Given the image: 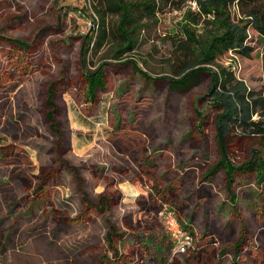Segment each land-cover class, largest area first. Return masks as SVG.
Masks as SVG:
<instances>
[{
    "label": "rangeland",
    "instance_id": "374dc122",
    "mask_svg": "<svg viewBox=\"0 0 264 264\" xmlns=\"http://www.w3.org/2000/svg\"><path fill=\"white\" fill-rule=\"evenodd\" d=\"M155 2V18L140 13L132 51L117 59L110 40L91 45L86 68L108 63L92 105L82 83L96 17L88 0H0V143L13 147H0V264H264V189L239 176L233 207L224 173L204 178L219 161L210 78L184 90L157 78L196 62L182 24L197 1ZM247 44L250 57L228 51L217 63L264 95V39L253 27ZM253 150L264 159V137H236L230 155L240 165ZM29 167L48 173L42 189L23 182ZM169 214L191 227L199 252L175 255Z\"/></svg>",
    "mask_w": 264,
    "mask_h": 264
},
{
    "label": "trees",
    "instance_id": "16d2710c",
    "mask_svg": "<svg viewBox=\"0 0 264 264\" xmlns=\"http://www.w3.org/2000/svg\"><path fill=\"white\" fill-rule=\"evenodd\" d=\"M198 10H189L184 16L182 30L184 35L194 44L196 62L185 64L183 69L176 73L177 77L162 76L160 80H166L171 90H184L190 85L200 81L203 75L210 78L208 93L212 105L216 108L217 116L216 142L219 153V161L211 167L204 178L212 179L216 172L222 171L226 179V190L231 199L233 207L237 205V195L234 190L239 176L251 175L255 185L264 189V159L259 150H253L250 159L237 165L230 155V147L236 137L262 136L264 137V95L249 89L244 81L239 80L235 73L229 68L217 63L218 58L228 51L250 57L253 47L247 44L249 28L253 27L264 39V0H196ZM91 10L96 14L93 19V27L90 33L84 36L87 41V50L82 51V83L83 94L89 103L97 104L99 91H105L108 82L104 67L108 63L101 64L90 70L86 68V58L90 47L100 46L110 40L117 49L115 56L120 59L124 54L135 47V34L142 28L140 13L145 16L156 17L158 6L155 0H88ZM238 9V18L234 17L233 8ZM197 16V19H192ZM108 17H116L115 25L106 24ZM202 26L203 31H196V26ZM199 35H197V33ZM16 46L28 47L29 43L8 39ZM88 52V53H87ZM135 71L140 72L146 81L152 79L150 75L141 71L135 61H131ZM49 104L52 92L49 93ZM259 114L260 120H253V116ZM199 116H202L199 113ZM48 118L54 122L53 113ZM245 138V137H244ZM235 209V208H234ZM185 226V225H184ZM185 229L192 233L191 227ZM111 234H117L115 227L111 228ZM243 236L236 244V257L240 253L238 247L241 245ZM108 241L111 238L108 236ZM203 243L196 239L194 251L199 252Z\"/></svg>",
    "mask_w": 264,
    "mask_h": 264
},
{
    "label": "built area",
    "instance_id": "2783aa9c",
    "mask_svg": "<svg viewBox=\"0 0 264 264\" xmlns=\"http://www.w3.org/2000/svg\"><path fill=\"white\" fill-rule=\"evenodd\" d=\"M167 225L172 236L177 242L175 255H184L195 249L196 238L194 237L193 233L185 229V226L184 228L181 226V223L176 216L169 214L167 216Z\"/></svg>",
    "mask_w": 264,
    "mask_h": 264
},
{
    "label": "flooded vegetation",
    "instance_id": "af4514ba",
    "mask_svg": "<svg viewBox=\"0 0 264 264\" xmlns=\"http://www.w3.org/2000/svg\"><path fill=\"white\" fill-rule=\"evenodd\" d=\"M0 147L3 149L5 148L4 150L7 151L8 153H10V151H12L13 147L11 145H5V144H1L0 143ZM9 148V149H8ZM67 153V151L64 152L63 155H65ZM31 175H29V177L27 176H24L23 178V182H25L26 185H34L35 183H38L37 185V188L36 189H42L44 187V184L46 183V177L49 176L48 173L44 172V176H41L39 175V172H35V171H31V170H34L35 168L33 167H29L28 168ZM55 173V171L53 172ZM24 174V173H19L17 170L13 171L12 172V176H10L9 178L11 179H14V181L18 180L20 178V176ZM28 174V173H26ZM57 174V172H56ZM8 184L7 182H3V180H0V186L3 187L4 185Z\"/></svg>",
    "mask_w": 264,
    "mask_h": 264
}]
</instances>
